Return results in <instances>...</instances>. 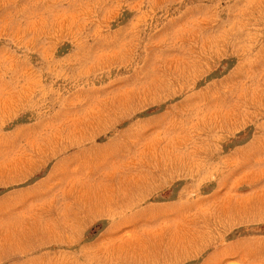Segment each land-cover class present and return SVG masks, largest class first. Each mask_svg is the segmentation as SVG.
<instances>
[{
  "label": "rangeland",
  "instance_id": "374dc122",
  "mask_svg": "<svg viewBox=\"0 0 264 264\" xmlns=\"http://www.w3.org/2000/svg\"><path fill=\"white\" fill-rule=\"evenodd\" d=\"M0 264H264V0H0Z\"/></svg>",
  "mask_w": 264,
  "mask_h": 264
}]
</instances>
